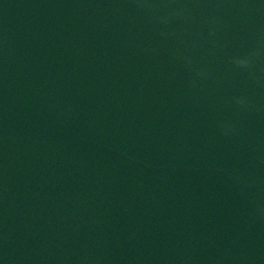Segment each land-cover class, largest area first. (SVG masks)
<instances>
[{
    "label": "water",
    "instance_id": "obj_1",
    "mask_svg": "<svg viewBox=\"0 0 264 264\" xmlns=\"http://www.w3.org/2000/svg\"><path fill=\"white\" fill-rule=\"evenodd\" d=\"M0 264H264V0H0Z\"/></svg>",
    "mask_w": 264,
    "mask_h": 264
}]
</instances>
